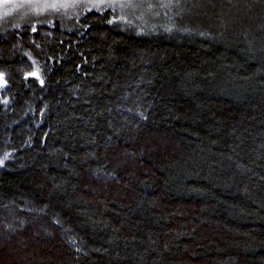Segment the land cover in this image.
Masks as SVG:
<instances>
[{"label": "trees", "instance_id": "1", "mask_svg": "<svg viewBox=\"0 0 264 264\" xmlns=\"http://www.w3.org/2000/svg\"><path fill=\"white\" fill-rule=\"evenodd\" d=\"M0 73V264H264V0L19 12Z\"/></svg>", "mask_w": 264, "mask_h": 264}, {"label": "rangeland", "instance_id": "2", "mask_svg": "<svg viewBox=\"0 0 264 264\" xmlns=\"http://www.w3.org/2000/svg\"><path fill=\"white\" fill-rule=\"evenodd\" d=\"M105 3L113 0H0V24L5 17H15L19 12L29 14L48 12L59 17H70L77 10L95 2ZM116 3L120 0H115Z\"/></svg>", "mask_w": 264, "mask_h": 264}, {"label": "snow or ice", "instance_id": "3", "mask_svg": "<svg viewBox=\"0 0 264 264\" xmlns=\"http://www.w3.org/2000/svg\"><path fill=\"white\" fill-rule=\"evenodd\" d=\"M32 75H35V73H33ZM2 83H6V81L3 79V74L0 73V84ZM0 163H2V161H0Z\"/></svg>", "mask_w": 264, "mask_h": 264}]
</instances>
